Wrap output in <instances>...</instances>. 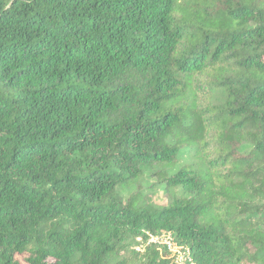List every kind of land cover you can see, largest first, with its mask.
<instances>
[{
	"label": "trees",
	"instance_id": "obj_1",
	"mask_svg": "<svg viewBox=\"0 0 264 264\" xmlns=\"http://www.w3.org/2000/svg\"><path fill=\"white\" fill-rule=\"evenodd\" d=\"M147 233L264 264V0H0V264H176Z\"/></svg>",
	"mask_w": 264,
	"mask_h": 264
},
{
	"label": "built area",
	"instance_id": "obj_2",
	"mask_svg": "<svg viewBox=\"0 0 264 264\" xmlns=\"http://www.w3.org/2000/svg\"><path fill=\"white\" fill-rule=\"evenodd\" d=\"M147 240L145 241L147 245H159L166 247L170 253L175 258L176 264H185L187 261H191L189 250L178 246L175 242L171 234H161V235H153L151 233H147ZM139 243H143L144 239L139 238ZM140 250V247L138 248Z\"/></svg>",
	"mask_w": 264,
	"mask_h": 264
},
{
	"label": "rangeland",
	"instance_id": "obj_3",
	"mask_svg": "<svg viewBox=\"0 0 264 264\" xmlns=\"http://www.w3.org/2000/svg\"><path fill=\"white\" fill-rule=\"evenodd\" d=\"M161 202H164V200H161ZM161 202H160V203H161Z\"/></svg>",
	"mask_w": 264,
	"mask_h": 264
}]
</instances>
